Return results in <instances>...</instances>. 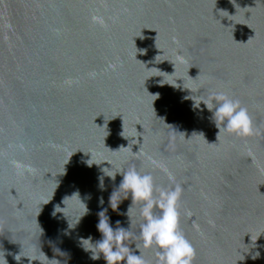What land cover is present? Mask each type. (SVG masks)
Instances as JSON below:
<instances>
[{
  "label": "water",
  "instance_id": "water-1",
  "mask_svg": "<svg viewBox=\"0 0 264 264\" xmlns=\"http://www.w3.org/2000/svg\"><path fill=\"white\" fill-rule=\"evenodd\" d=\"M209 91L247 107L254 135L217 139L192 107ZM129 165L182 188L193 264H264V0H0V261L105 264L80 239H99L101 211L128 227L106 174Z\"/></svg>",
  "mask_w": 264,
  "mask_h": 264
},
{
  "label": "clouds",
  "instance_id": "clouds-1",
  "mask_svg": "<svg viewBox=\"0 0 264 264\" xmlns=\"http://www.w3.org/2000/svg\"><path fill=\"white\" fill-rule=\"evenodd\" d=\"M91 21L93 24L105 26L103 16L92 15ZM177 60L183 62V57L178 54ZM182 88L189 89L183 84ZM201 102L211 113L210 121L218 129L217 139L221 133L241 139L254 135L252 117L247 107L243 106L238 99L230 97L225 92L209 91L206 97L201 96L197 101H194L193 109H198ZM120 135L124 137L122 132ZM21 150H23V146H21ZM135 153L133 152L134 155ZM141 155L143 154L141 153ZM88 161L89 159L86 161L87 165L91 166L93 163L89 164ZM107 162L112 167L111 163ZM151 162L155 164V161ZM11 164L21 174H30L33 171L30 164H24L18 160H12ZM163 170L168 175L169 181H173L172 175L167 173L166 169ZM116 174H120L122 178L111 194L109 203L112 209H117L115 192H122L124 199L130 198L131 203L127 211L119 213L127 217L128 227L121 226L120 220L115 221V227L111 226L105 211L99 212L98 223L95 225L100 234L99 239L93 241L91 236L80 239V246L85 252L90 253V259L99 260L102 258L105 264H148L144 258V250L152 249L155 255V264H193L195 249L180 227L179 209L182 195L180 185L173 183L167 188L157 186L151 172H142L134 165L121 168L114 174L106 175L115 180ZM100 179L101 187H103V178ZM100 202L103 203L102 200ZM132 205L139 206L140 222L136 233L131 231L130 210ZM55 214L56 209L52 215L55 216ZM137 240L138 243L135 242ZM258 256H252V259H256ZM21 257H27L28 264H32L33 261L44 264L38 257L16 254L13 258L19 262ZM5 261L7 264L5 258L0 261V264H5Z\"/></svg>",
  "mask_w": 264,
  "mask_h": 264
}]
</instances>
